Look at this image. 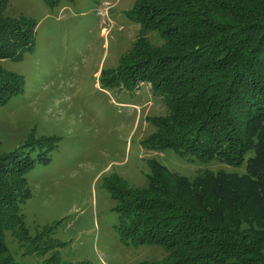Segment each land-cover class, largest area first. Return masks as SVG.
Segmentation results:
<instances>
[{"label":"trees","instance_id":"obj_1","mask_svg":"<svg viewBox=\"0 0 264 264\" xmlns=\"http://www.w3.org/2000/svg\"><path fill=\"white\" fill-rule=\"evenodd\" d=\"M129 14L163 40H138L115 73L127 91L148 83L169 107L155 149L244 173L206 171L190 182L154 164L151 196L109 193L118 234L164 248V264H264V0H137ZM34 28L0 8V60L31 50ZM17 86L15 75L0 76V107ZM23 150L0 156V264H18L3 234L23 225L36 163Z\"/></svg>","mask_w":264,"mask_h":264},{"label":"rangeland","instance_id":"obj_2","mask_svg":"<svg viewBox=\"0 0 264 264\" xmlns=\"http://www.w3.org/2000/svg\"><path fill=\"white\" fill-rule=\"evenodd\" d=\"M136 1L0 0L3 19L35 24L33 48L0 60V76L15 75L20 90L0 107V156L30 149L36 160L23 225L3 234L18 264H164V248L118 234L109 193L151 196L154 164L190 182L244 173L155 149L169 107L148 83L127 91L115 77L138 40L163 44L129 14Z\"/></svg>","mask_w":264,"mask_h":264}]
</instances>
